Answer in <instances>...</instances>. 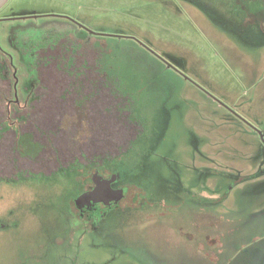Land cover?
Listing matches in <instances>:
<instances>
[{"label": "rangeland", "instance_id": "374dc122", "mask_svg": "<svg viewBox=\"0 0 264 264\" xmlns=\"http://www.w3.org/2000/svg\"><path fill=\"white\" fill-rule=\"evenodd\" d=\"M74 34L114 92V112L97 103L100 126L111 131L109 116L122 113L136 132L98 167L122 196L81 218L74 201L95 182L93 164L1 177L0 264H264V1L7 0L0 8V46L25 53L14 57L19 72ZM82 108H65L60 125L88 116L89 101ZM79 132L85 143L93 129Z\"/></svg>", "mask_w": 264, "mask_h": 264}, {"label": "trees", "instance_id": "16d2710c", "mask_svg": "<svg viewBox=\"0 0 264 264\" xmlns=\"http://www.w3.org/2000/svg\"><path fill=\"white\" fill-rule=\"evenodd\" d=\"M67 72L68 77L75 76V71ZM69 73L73 75L71 76ZM99 76L101 80H104L103 75ZM90 77L88 72V74L84 75V80H90ZM59 87L57 85L46 86L44 88L37 86L35 94L40 97H46L42 99L40 105L39 101L35 102L34 106L29 103L23 108H19L18 113L7 116L6 112L11 110L3 106L5 99L2 98V95H9L12 92L7 83L5 85L0 84V139L3 140L5 139L4 137L10 136V140L8 142L3 141L2 144H6L7 146L2 147L3 151L0 155V178L5 177L10 179V176L17 172H21L26 176H51L60 169L69 168L74 164H93L92 173L105 160L119 156L127 148L126 143L136 133H133L131 130L133 127L126 118L127 114L124 111L125 116L122 113L111 114L112 116H109V120L107 121L111 131H107V133L100 126V117L96 115L100 106L99 104L97 106L98 101H101V109L103 111L107 110L112 113L111 111L114 112L115 110L110 111L115 102L114 92L105 82H99L98 91L90 84L76 85L74 83L64 88L61 87L60 93L57 94V88ZM104 88L107 89V93L110 96L102 94L106 92V90H103ZM85 101H89L91 105L89 113L85 112L88 116H84V118L81 116L79 122H74L70 118L65 128H63L60 123L67 113L65 108L70 109L71 112L72 110L73 112H80L82 115L85 110L82 108V103ZM95 103L96 106L93 108ZM14 108L16 109L17 107ZM30 109L40 111L41 113H50L51 117L43 118L40 112L36 115H31L28 112ZM17 118L18 122H12ZM102 118L106 119L107 117ZM84 121L86 125H84ZM87 124L89 125V129H93V133L90 136L86 132L83 134L84 137H88L89 139L84 143L82 141V133L79 130L83 127L86 131ZM16 126H32L35 130L19 132ZM39 126H48L50 129L49 131H45ZM57 128L60 129L58 130ZM10 129H15L16 132L9 133ZM36 130L38 133L35 132ZM76 135H78V139H75ZM106 138L109 140L106 141ZM28 158L33 159L31 162L33 167L28 166L26 168L24 166V163L28 162Z\"/></svg>", "mask_w": 264, "mask_h": 264}, {"label": "flooded vegetation", "instance_id": "af4514ba", "mask_svg": "<svg viewBox=\"0 0 264 264\" xmlns=\"http://www.w3.org/2000/svg\"><path fill=\"white\" fill-rule=\"evenodd\" d=\"M181 1H187L190 3V0ZM12 18L14 19V17ZM74 35L75 36L70 35L71 38H75L74 43L70 42L71 44L69 43L65 45H59L53 49H46L45 52L42 53L43 56H34V59L30 62H27L24 69H22L20 72L19 66L15 64L17 59L14 62V57L17 55L20 56L21 54V57L23 58L25 53L21 52L19 54L16 52V54L13 55L12 53H8L2 46H0V82L1 84L7 83V85L10 86L12 92V94L9 95H2V98L5 99V104L3 106L11 110L6 112L7 116L18 113L19 107L22 108L23 105L25 106V103H30L32 106H34V103L39 101L40 105L42 99L46 97H40L39 95L35 94V88L37 86H42L44 88L46 86L52 85L67 86L75 83L76 85L90 84L95 87L96 91L99 90L98 87L101 78L98 75L97 70H95L96 67L94 65L96 62L94 60V53L92 50L84 47L85 44L81 38L77 37V34ZM12 46L14 47V44H12ZM67 71H75V76L68 77ZM88 72L91 76L90 80H84V75L88 74ZM69 75L72 76L73 74L69 73ZM103 90H106V92L102 94H105V96H110L107 93L108 91L106 88ZM21 97L24 98L23 105H20ZM14 107L17 108L15 109ZM28 112L31 115H36L40 111L30 109ZM40 114L43 118L51 117L50 113L40 112ZM12 122H18V118ZM44 122L46 123L45 119ZM40 128L45 131H49L50 129L48 126ZM16 129L19 132H29L30 130H35V128L32 126H16ZM8 132L14 133L16 131L15 129H10ZM35 132H37V130ZM95 172L97 173V176L101 178H99L98 182H101L102 180H110L109 187L99 194H95L96 189L94 190V188L96 184L91 182L84 191L77 195L78 197L74 201V205L81 218H85V216H95L105 212L107 208L114 207L116 203L115 201L118 202L122 196L118 193L120 188L113 187L115 176L112 178L113 175L108 173L105 168H96L93 170L92 174Z\"/></svg>", "mask_w": 264, "mask_h": 264}, {"label": "water", "instance_id": "95a60500", "mask_svg": "<svg viewBox=\"0 0 264 264\" xmlns=\"http://www.w3.org/2000/svg\"><path fill=\"white\" fill-rule=\"evenodd\" d=\"M7 2V0H0V8L5 4ZM99 176H97V173L95 172L94 173V179H95V184H96V186H95V188H94V190H95V194H99L100 192H102L103 190H105V189H107V187H109V181L110 180H102L101 182H98V180H99ZM112 178H114V176H112ZM101 179V178H100ZM97 187V188H96ZM94 193V192H93ZM118 193H119V195H122V191H121V189L120 190H118Z\"/></svg>", "mask_w": 264, "mask_h": 264}]
</instances>
